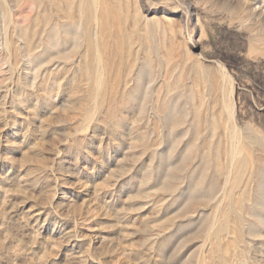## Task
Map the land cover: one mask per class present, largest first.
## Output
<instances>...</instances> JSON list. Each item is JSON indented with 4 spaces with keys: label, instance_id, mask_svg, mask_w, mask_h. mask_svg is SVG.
Here are the masks:
<instances>
[{
    "label": "rangeland",
    "instance_id": "374dc122",
    "mask_svg": "<svg viewBox=\"0 0 264 264\" xmlns=\"http://www.w3.org/2000/svg\"><path fill=\"white\" fill-rule=\"evenodd\" d=\"M0 264H264V0H0Z\"/></svg>",
    "mask_w": 264,
    "mask_h": 264
}]
</instances>
